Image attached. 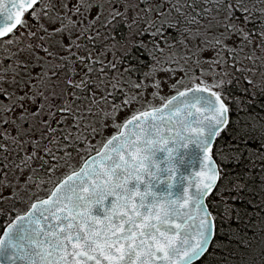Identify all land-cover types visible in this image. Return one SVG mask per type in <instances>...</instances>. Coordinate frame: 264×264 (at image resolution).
<instances>
[{
	"label": "rangeland",
	"instance_id": "rangeland-1",
	"mask_svg": "<svg viewBox=\"0 0 264 264\" xmlns=\"http://www.w3.org/2000/svg\"><path fill=\"white\" fill-rule=\"evenodd\" d=\"M56 1L43 0L33 11L37 21L34 41L29 32L15 34V40H0L4 66L16 65L11 75L0 76V158L6 156V163H0V232L32 201L46 196L126 119L163 103L178 90L211 88L209 82L215 81L212 77L217 73H210L207 66L218 64L220 49L257 55L263 52L255 38L245 42L243 31L232 28L234 23L228 14L220 12L222 0H168L157 4L152 0L153 5L148 6L152 22L129 20L126 31L130 34L142 27L154 37L152 43L135 40L144 46L148 61L121 62L123 45L134 42L125 34L120 38V63L114 66L113 22L99 17L107 6L103 0H71L67 6L64 2L69 0ZM129 3L134 6L136 0ZM198 4L202 7H188ZM126 10L124 13H128ZM140 10L134 15L148 12ZM178 12L184 19L181 34L177 33ZM126 17L133 16L129 12ZM98 25L103 29L89 41L99 46L86 53L90 58L82 66L77 57L71 58L72 40L80 36L81 27ZM8 46H42L43 56L35 59L29 50L12 55ZM82 90L88 94L85 101L75 96Z\"/></svg>",
	"mask_w": 264,
	"mask_h": 264
},
{
	"label": "water",
	"instance_id": "water-1",
	"mask_svg": "<svg viewBox=\"0 0 264 264\" xmlns=\"http://www.w3.org/2000/svg\"><path fill=\"white\" fill-rule=\"evenodd\" d=\"M38 0H0V38ZM229 119L221 96L190 87L118 132L6 224L0 264H193L216 221L211 148Z\"/></svg>",
	"mask_w": 264,
	"mask_h": 264
},
{
	"label": "trees",
	"instance_id": "trees-1",
	"mask_svg": "<svg viewBox=\"0 0 264 264\" xmlns=\"http://www.w3.org/2000/svg\"><path fill=\"white\" fill-rule=\"evenodd\" d=\"M222 1L220 12L228 14L234 23L232 28L243 31L245 42L255 38L263 52L257 55L220 49L218 64L207 66L210 73H217L210 87L228 105L229 120L211 148L221 172L218 185L207 199L216 234L207 253L193 264H264V0ZM178 14L177 33L181 34L184 19L181 12ZM127 30L128 22L122 21L121 34L133 37L134 42L123 45L121 62H147L144 46L135 40L152 43L154 37L142 27L130 34ZM170 30L168 37L172 35ZM5 158H0L1 164L6 163Z\"/></svg>",
	"mask_w": 264,
	"mask_h": 264
},
{
	"label": "flooded vegetation",
	"instance_id": "flooded-vegetation-1",
	"mask_svg": "<svg viewBox=\"0 0 264 264\" xmlns=\"http://www.w3.org/2000/svg\"><path fill=\"white\" fill-rule=\"evenodd\" d=\"M43 0H39L38 3L28 12H26L21 20V24L12 32H10L6 37L0 39V40H15L14 36L16 34V36L23 32V34L25 32H29L28 35H30L33 38L37 37V33L35 30L36 27V19L33 16V11L42 3ZM63 1V0H62ZM163 2L166 3L168 0H156L155 4H157L158 2ZM57 3L59 2V0L56 1ZM103 2L107 5L105 12L101 15H99V17L102 18H106L109 21L113 22V26H114V35H113V40L112 42L114 43V49H115V65H119L120 62H118V57L120 54V49H121V40L120 38L122 37L121 34V23L122 21H133L137 22V21H146L149 22L153 19V15H151L150 10L148 9V6H152V0H136V3L134 4V6H131L129 3V0H103ZM69 3H72L71 0H69V2H64V5H68ZM83 3V2H82ZM130 6V8H129ZM146 7V8H145ZM127 8H129L128 10H126ZM140 9H144L143 11L148 10V12L146 11L144 14L141 13L139 15H134V12H140ZM127 11L128 13L131 12V16H133L132 18H128L126 17L128 13H124V11ZM76 15V14H75ZM126 17V20H122V17ZM155 18H159V16L155 17ZM129 21V22H130ZM152 22V21H151ZM120 24V26H118L117 24ZM56 27L59 28L61 27L60 24H56ZM103 29V27L101 25H98L97 28L93 27L92 29H89V26L87 27H81L80 29H78V31H80V36H78L76 39H73L72 42V46L70 47V51H71V58L72 57H77L79 60L78 62L83 64L89 60L90 57L86 56L87 52H90L91 49H96L97 46H99L96 41L92 40L89 41V37L91 39H93L94 34H96L97 32H101V30ZM31 32V33H30ZM91 33V34H90ZM15 36V37H16ZM16 49V50H14ZM44 49H47V46H44ZM21 50H29L31 51L34 56L33 58L35 59H41L43 54H42V46H8L7 47V51L10 52V54H15L17 53V51H21ZM53 54V53H52ZM9 58L12 62H14V60L12 59V57L9 55ZM68 61H70V59H67ZM3 64V55L0 51V76L4 75L5 77L7 75H11L12 71L14 70V68L16 67L15 64H9L7 66H4ZM5 70V71H4ZM4 71V72H3ZM3 90V87L0 86V91ZM77 98H79L80 100H87L88 94L82 90L80 96L79 95H75ZM3 225V224H2ZM1 225V226H2ZM4 227V226H3ZM2 227V228H3Z\"/></svg>",
	"mask_w": 264,
	"mask_h": 264
}]
</instances>
